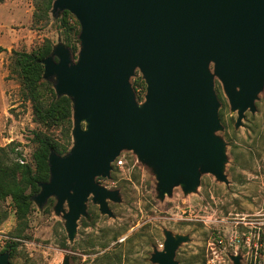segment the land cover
Wrapping results in <instances>:
<instances>
[{
	"label": "water",
	"instance_id": "1",
	"mask_svg": "<svg viewBox=\"0 0 264 264\" xmlns=\"http://www.w3.org/2000/svg\"><path fill=\"white\" fill-rule=\"evenodd\" d=\"M64 10L80 25L77 59L60 42L42 63L56 95L72 101L73 144L63 155L50 150L49 178L31 199L42 207L54 197L56 213L66 204L72 240L90 195L108 215V200H120L96 178L110 177L122 150L153 168L162 198L176 184L194 190L201 173L227 182L214 81L238 127L264 91V0H53L54 16ZM136 70L146 84L142 102L130 82ZM188 239L166 231L151 262L178 264L176 249ZM230 259L241 264L237 254Z\"/></svg>",
	"mask_w": 264,
	"mask_h": 264
},
{
	"label": "rangeland",
	"instance_id": "2",
	"mask_svg": "<svg viewBox=\"0 0 264 264\" xmlns=\"http://www.w3.org/2000/svg\"><path fill=\"white\" fill-rule=\"evenodd\" d=\"M40 8L38 0L0 2V146L13 145L20 155L10 157L32 167L35 133L65 142L59 126L35 120L32 104L23 98L20 81L10 67L13 51L37 50L45 39L52 46L65 44L60 15L54 16L52 8L48 20L32 21L33 12L40 13ZM76 46L71 52L73 60L80 44ZM140 75L136 70L130 82ZM45 81L39 91L48 102L50 88H54ZM214 89L222 125L216 134L225 143L223 173L227 182L212 173H201L194 190L184 192L176 184L162 198L153 168L132 150H122V164L113 163L110 177L96 178L107 189L118 190L120 200H108L112 211L108 215L100 212L90 195L86 215L77 220L72 240L65 229L66 204L56 213L54 197L42 207L33 201L17 237L19 220L10 198L6 200L9 213L0 225V250L9 251V264H63L67 256L69 264H156L150 257L154 249H162L166 231L189 237L176 249L178 264H205L209 242L217 244L216 240L222 241L217 248L229 258L237 254L241 264H264V91L255 100V111L247 109L236 127L237 114L230 110L217 77ZM138 91L136 98L142 102L145 90L140 85ZM72 144L71 134L69 149Z\"/></svg>",
	"mask_w": 264,
	"mask_h": 264
},
{
	"label": "trees",
	"instance_id": "3",
	"mask_svg": "<svg viewBox=\"0 0 264 264\" xmlns=\"http://www.w3.org/2000/svg\"><path fill=\"white\" fill-rule=\"evenodd\" d=\"M2 1L0 0V2ZM52 2L53 0H38L41 12L34 11L32 21L36 23L40 20H48ZM59 15L58 21L60 26L64 28L65 33V45L71 52H74L77 50L76 43H80L78 38L80 32L79 22L67 10L60 12ZM52 48L50 40L45 39L37 50L31 52L24 50L13 51L10 65L11 71L16 74L20 81L23 98L32 104L35 120L42 124L59 126L62 137L65 140L63 143H58L46 135L35 133L34 141L36 142V147L32 153L34 167L28 163H20L10 157V154L13 153H15V156L20 155L19 152H15L13 145L0 146V225L8 216L9 211L4 203L10 198L15 215L19 220L17 237H20V231L26 225L24 220L33 204L31 197L40 191L39 183L45 182L49 178L48 154L50 150L53 149L57 154L63 155L68 152L71 144L73 116L71 99L66 95L58 97L55 90L50 88L51 99L46 102L41 98L39 91V85L43 80H46L43 77L44 65L42 61L51 54ZM45 82L53 86L51 80H46ZM131 84L137 95L139 94L140 85L143 90H146L142 75ZM28 189H30L29 192H27ZM50 199L48 200L50 201ZM8 247L11 251H14V247L11 244ZM4 251L0 250V254Z\"/></svg>",
	"mask_w": 264,
	"mask_h": 264
},
{
	"label": "built area",
	"instance_id": "4",
	"mask_svg": "<svg viewBox=\"0 0 264 264\" xmlns=\"http://www.w3.org/2000/svg\"><path fill=\"white\" fill-rule=\"evenodd\" d=\"M114 164L120 166L122 164V160L120 156L116 158ZM217 244L214 242H209L210 252L207 254L205 264H232L231 259L222 254L221 251L218 250L217 245L220 244L221 240H216Z\"/></svg>",
	"mask_w": 264,
	"mask_h": 264
},
{
	"label": "flooded vegetation",
	"instance_id": "5",
	"mask_svg": "<svg viewBox=\"0 0 264 264\" xmlns=\"http://www.w3.org/2000/svg\"><path fill=\"white\" fill-rule=\"evenodd\" d=\"M98 178V177H97ZM101 178H107V177H101Z\"/></svg>",
	"mask_w": 264,
	"mask_h": 264
}]
</instances>
